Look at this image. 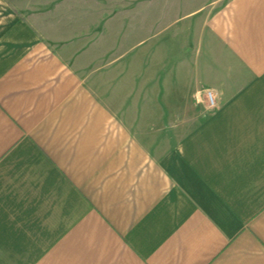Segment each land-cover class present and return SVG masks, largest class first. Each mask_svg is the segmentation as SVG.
<instances>
[{"label":"crops","instance_id":"obj_1","mask_svg":"<svg viewBox=\"0 0 264 264\" xmlns=\"http://www.w3.org/2000/svg\"><path fill=\"white\" fill-rule=\"evenodd\" d=\"M170 2L149 70L98 0H0V264H264V0Z\"/></svg>","mask_w":264,"mask_h":264},{"label":"rangeland","instance_id":"obj_2","mask_svg":"<svg viewBox=\"0 0 264 264\" xmlns=\"http://www.w3.org/2000/svg\"><path fill=\"white\" fill-rule=\"evenodd\" d=\"M98 1L101 16L107 13L116 16L117 48L125 52L126 59L139 58L141 51L147 50L148 69L154 70L161 59L159 45L162 41L157 34L160 26L156 27L155 21L158 17L164 18L165 22L170 21L173 15L170 0H147V4L142 2V8L139 7V0ZM155 78L151 79L153 83Z\"/></svg>","mask_w":264,"mask_h":264},{"label":"built area","instance_id":"obj_3","mask_svg":"<svg viewBox=\"0 0 264 264\" xmlns=\"http://www.w3.org/2000/svg\"><path fill=\"white\" fill-rule=\"evenodd\" d=\"M208 105L210 107H215L216 106V102H215V100L213 98L212 93H210V92L208 93Z\"/></svg>","mask_w":264,"mask_h":264}]
</instances>
